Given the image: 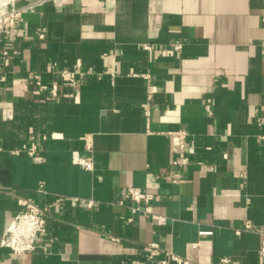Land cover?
<instances>
[{"label": "crops", "instance_id": "1", "mask_svg": "<svg viewBox=\"0 0 264 264\" xmlns=\"http://www.w3.org/2000/svg\"><path fill=\"white\" fill-rule=\"evenodd\" d=\"M8 40L0 264H264V0H49ZM76 68L93 73L70 96L59 71ZM129 186L155 195L152 213ZM23 197L49 210L47 232L16 254L1 240ZM245 220L254 230L237 233Z\"/></svg>", "mask_w": 264, "mask_h": 264}, {"label": "built area", "instance_id": "2", "mask_svg": "<svg viewBox=\"0 0 264 264\" xmlns=\"http://www.w3.org/2000/svg\"><path fill=\"white\" fill-rule=\"evenodd\" d=\"M47 1L49 0H33L30 3L20 6L17 4L16 0H0V43L3 44L2 58L5 59V63L9 62L10 48L7 45L9 41L8 38L13 33L18 20L21 19L23 14L30 8L44 4ZM40 37L44 38V34L41 33ZM183 44L182 40H174L171 42V45L175 50L182 49ZM262 45L264 51V41ZM145 47L149 48L150 46L146 45ZM59 72L63 80L72 87V91L69 94L70 96H73L79 84L85 80L87 76L93 73L91 69L83 70L79 68L62 69ZM34 79H36L35 82L39 88L50 92L51 97L55 98L60 94V85L57 81H54L52 84H46L42 81L43 79L41 78V75L37 73L34 75ZM172 135L175 140L174 144L178 147V156L173 163L177 166L184 167L192 161L186 153V144L188 142L186 141L188 135L187 130H176L172 132ZM37 148L36 142L32 141L29 146L24 145L22 149L28 151L31 156H35L37 154ZM18 151L19 150H14L13 152ZM81 164L85 168H93V161L91 159L83 160ZM8 189L7 186L0 183V192ZM128 196L136 202L135 207H133L134 211H141L143 213L153 212L152 201L156 197L152 192H149L142 187L138 188V186H129ZM62 199L63 197L61 195L57 198V201ZM18 202L21 208L8 224V227L3 234L1 245L9 247L16 254H24L36 249L43 236L46 234L49 210L28 198H19ZM93 203V200L89 202L90 205ZM242 230H254L253 223L250 220H245L243 228L237 229V233H240ZM258 231L262 236L260 254L264 259V229L260 228ZM202 233L209 234L211 231H202ZM157 247V243L151 242L148 244V249L150 251L157 250ZM171 255L172 259H175L179 264H198L176 254L171 253Z\"/></svg>", "mask_w": 264, "mask_h": 264}]
</instances>
